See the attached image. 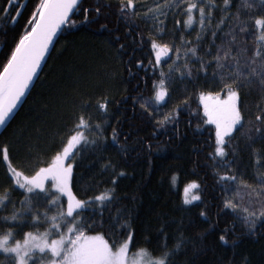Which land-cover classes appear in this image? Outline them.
<instances>
[{
  "label": "trees",
  "instance_id": "obj_1",
  "mask_svg": "<svg viewBox=\"0 0 264 264\" xmlns=\"http://www.w3.org/2000/svg\"><path fill=\"white\" fill-rule=\"evenodd\" d=\"M38 2L14 0L11 12H0V54L5 51V45L11 46L22 34ZM80 2L82 7L101 8L99 14L95 11L89 13L97 18L98 23H78L73 28L61 29L39 78L35 79L25 100L0 133V144L10 146L13 163L22 162L29 154L34 157L51 153L60 144L72 119L73 101L78 103L81 99L91 98L95 104L96 100L107 96L112 101L108 105L109 114L100 117L101 122L110 121L105 131L106 146L86 145L74 158L73 170L72 190L79 198L112 193L111 202H103L104 228L97 231L107 233L105 238L110 243L118 237V243L126 235L121 233L120 224L127 220L129 227L135 229V241L138 242L131 250L146 248L156 256H159V246L164 243V233L169 248L183 235L187 243L175 257L176 264H193V261L195 264H264V225L249 232L238 219L242 213H234L222 203L228 198L242 208L248 203V191L240 181L227 184L220 180L224 173L242 174L244 181L255 186V175L264 173V141L248 139L251 134L249 120L257 114L256 105L262 102L264 90L258 83L241 90L246 119L242 127L238 125L234 129L226 158L213 155L215 126L205 122L199 100L206 79H210L216 69L215 63L205 65L209 74L206 77L201 64L213 61L217 46H228L231 37L226 34L236 20L235 15L228 19L230 13H239L246 21V34L237 36V45L243 55L235 49L232 52L233 56L240 57L241 66L245 57L264 49L259 40L261 32L253 26L254 19L264 15L261 0H230L227 12L218 10L224 8V0H211L217 6L212 9L215 19L211 22L212 31H218L215 43L212 31L201 32L198 11L193 13L194 24L184 25L186 15L175 10L176 0H167L171 7L165 6L166 0H133L129 12L135 14H130L127 19L119 11L120 0ZM198 2L181 0L182 5ZM208 2L205 0V5ZM5 3L6 0H0V6ZM157 3L162 5L160 10L155 7ZM81 13L82 8L72 18L81 20ZM221 19L225 22L217 30L216 25ZM177 20L181 22L179 26ZM101 24L106 27L101 28ZM198 33L200 40H197ZM149 37L158 44L169 45V50L157 49L161 62L156 65L155 74L150 65V61H155V52L150 50ZM180 37L188 43L183 45ZM120 45L124 47L120 48ZM173 45L180 47L181 52L185 47H195L196 55H190L187 61L181 56L180 61L174 63L176 50ZM209 49L211 56L207 54ZM185 63L192 70L191 77L187 75ZM170 65L176 70L165 81L168 94L164 101L157 102L153 82L160 80L161 70L168 74ZM209 90L219 91L218 88ZM139 97L143 99H133ZM145 100L151 105L149 109L141 107ZM177 105H180L178 120L161 124ZM90 111L94 120L97 119L96 109ZM112 128L117 129L118 143L123 149L112 142ZM85 134L89 140L95 135ZM257 151L261 153L259 163ZM5 167L6 162L0 160V195L7 187ZM121 172L124 174L120 175ZM113 177H116L115 183ZM192 181H196L199 187L190 189L187 196L191 199L192 195H199L200 199L185 203L184 188ZM225 187L232 190L225 192ZM20 195V192L15 193L13 199L18 200ZM101 203L97 202L87 214L99 220ZM16 207L20 208V204L17 203ZM11 211L9 205L0 216L10 215ZM201 212L206 215L201 216ZM111 225L116 226V236L112 235ZM8 227L11 225L0 226V235H7L4 229ZM29 231L34 229H23L25 233ZM221 234L226 236L227 243L219 240ZM9 237L16 241L23 235L17 233L14 238ZM144 238H149L150 243H143ZM196 251L199 254L194 256ZM4 260L5 254L0 249V261Z\"/></svg>",
  "mask_w": 264,
  "mask_h": 264
},
{
  "label": "snow or ice",
  "instance_id": "obj_2",
  "mask_svg": "<svg viewBox=\"0 0 264 264\" xmlns=\"http://www.w3.org/2000/svg\"><path fill=\"white\" fill-rule=\"evenodd\" d=\"M13 2L14 0H6V3L0 6V12L6 14L11 12ZM261 3L264 6V0H261ZM165 6L171 7L167 4V0ZM230 6V0H224V8L218 10L227 12ZM155 7L160 10L162 5L157 3ZM81 8L82 19L79 21L73 19V15L81 12ZM132 8L133 0H127L126 3L125 0H120L119 11L126 19L130 14H135L129 12ZM214 8L217 6L211 3V0L207 5H205V0L183 5L181 0H176L175 4V10L182 11L186 15L183 21L185 26L194 24L193 13L198 11L201 32L212 31L211 22L215 19L212 11ZM16 11L18 15L19 9ZM91 11L99 14L101 8L82 7L80 0H39L35 5V10L31 12L22 34H19L18 39L11 46L5 45V51L0 54V126L8 122L34 77L39 78L38 69L41 68V62L46 59L45 54L50 51V46L54 47V37L58 30H61L62 26L66 29L73 28L78 23L89 25L98 23L97 18L89 14ZM233 15L236 16L235 23L230 25V32L226 34L231 37L227 41L228 46L224 44L217 46L213 61L201 64L203 75L206 77L209 74L205 65L210 66L211 63L216 65L210 79H206L204 89L199 92V100L203 107L205 122L215 126L213 155L220 158L227 157L226 149L229 148L234 129L238 125L242 127L246 119L242 110L244 102L241 98V90L254 83H258L259 87L264 90V49L256 51L253 56L245 57L243 66L240 64V57L232 54L235 49L243 55V50L237 45V36L246 34V21L240 18L239 13H230L228 19L230 20ZM12 19L15 20L16 17L13 16ZM224 22V19H221L217 23V30ZM180 23L179 20L176 21L177 26ZM253 26L259 28L261 32L259 40L264 45V15L256 17ZM100 27L104 28L106 25L101 24ZM217 34L218 31H212L213 43H215ZM180 39L183 45L188 43L183 37ZM200 39L198 33L197 40ZM149 40L150 50L155 52V61H150L153 74H155L156 65L161 62V54L157 49L169 50V45L158 44L151 37ZM175 50L174 63L179 62L181 56L187 61L190 55H196L195 47L191 49L185 47L183 52L180 47H175ZM207 54L212 55L210 49ZM137 63L143 66L142 62L137 61ZM185 67L187 75L191 77V68H188L187 63ZM175 70L170 65L168 74L163 70L160 71V80L153 82L155 101L165 100L168 94L165 81L167 76ZM200 74L198 71L197 76ZM183 75L184 73H181V76ZM213 88H218L219 91L209 90ZM221 93L224 95L222 96ZM133 99H143V97ZM111 102L107 96H104L102 100H96L95 104L91 98L81 99L78 103L73 101L72 119L66 126L60 144L51 153H44L43 156L36 154L34 157L29 154L22 162L13 163L10 146L7 143L0 144V160L6 162L4 175L7 184L3 194L0 195V212H5L9 205L12 206L10 215L0 216V226L11 225L4 229L7 235L0 240V249L5 254V260L0 261V264H5V262L6 264H176L175 257L184 250V245L187 243L183 235H180L173 247L169 248L167 234L164 233V243L159 246L158 258H152L148 252L141 249L139 255L145 259L130 261L128 253L138 242L135 241V229L129 227L127 220L120 224L121 233L126 235L118 243V237L110 243L109 239L105 238L107 233L97 231L98 228H104L103 202L110 203L112 193L109 192L106 195L99 193L94 197L85 196L81 199L72 190L74 158L77 154L82 152L88 144L93 147L106 146L108 138L105 136V131L110 126V121L105 119L101 122L100 117L109 114L108 105ZM150 106L148 100L141 104V107L145 109H149ZM256 106L258 112L253 119L249 120L251 134L248 139L264 141V97H262V102H258ZM92 108L96 109L97 119L95 120L90 111ZM179 109L180 105H177L176 110L166 115L164 121L160 123L178 120ZM86 132L95 133V135L89 140ZM118 137L117 129L112 128V142L123 149V145L118 143ZM148 148L151 150V145H148ZM260 154L257 151V163H259ZM225 166L227 167V163ZM123 174V172L120 173V175ZM254 179L257 181L255 186L244 181L242 174L224 173L220 176V180L227 184H236L240 181V184L248 191V203L242 208L232 199L225 198L222 203L224 208L231 209L234 213H242L238 219L249 232H255L258 225H264V173H257ZM115 180L116 177H113V183ZM198 187L196 181L185 186V203L200 199L199 195H192L191 199L187 196L190 189H198ZM231 190L230 187L224 188L225 192ZM17 192L21 195L18 200H15L13 197ZM97 202H102L99 220L87 214ZM17 203L20 204V208L16 207ZM200 215L205 216L206 213L201 212ZM25 227L32 228L34 231L25 233L23 232ZM41 228L44 229L43 232L40 231ZM111 228L112 235L116 236V226L111 225ZM160 231L163 233V228ZM17 233L24 236L23 242L16 241L14 245L6 246L8 237L14 238ZM219 240L227 243L224 234L219 236ZM143 243L149 244V238H144ZM198 254V251L194 252V256ZM193 264H195L194 261Z\"/></svg>",
  "mask_w": 264,
  "mask_h": 264
},
{
  "label": "rangeland",
  "instance_id": "obj_3",
  "mask_svg": "<svg viewBox=\"0 0 264 264\" xmlns=\"http://www.w3.org/2000/svg\"><path fill=\"white\" fill-rule=\"evenodd\" d=\"M53 190H55V189H53ZM41 232H43V231H41ZM4 236H6V235H0V240H2V238ZM23 239H24V236H23L22 239H18L16 241L23 242ZM16 241H14V240L11 241L10 237H8V243L6 244V246H12V245H14L16 243ZM141 249H144L146 252H148L151 255L152 258H158V256L150 253L146 248H138L137 250H131L130 249V251L128 253L129 260L130 261L131 260L143 261L145 259V257H142V256L139 255Z\"/></svg>",
  "mask_w": 264,
  "mask_h": 264
},
{
  "label": "water",
  "instance_id": "obj_4",
  "mask_svg": "<svg viewBox=\"0 0 264 264\" xmlns=\"http://www.w3.org/2000/svg\"><path fill=\"white\" fill-rule=\"evenodd\" d=\"M80 1H81V0H80ZM63 27H64V26H62V28H63ZM62 28H61V29H62ZM60 31H61V30H58L57 35L54 37V41L56 40V38H57V36L59 35ZM51 48H52V46H50V50H51ZM49 52H50V51H49ZM49 52L45 54L46 57H47V55L49 54ZM45 60H46V59H45ZM45 60L41 62V68H42V66H43V64H44V62H45ZM41 68L38 69V72H40ZM35 79H36V78L34 77V80H33L32 84H30L29 89L26 90V92H25V96L22 97V98H21V101L18 102L17 107H16V109H14V111H13V113L11 114V117L9 118L8 122H7L5 125L0 126V133H1L2 130L5 128V126L10 122V120L12 119V117L14 116V114L17 112V110L19 109V107L21 106V104L23 103V101L25 100V98H26L27 94L29 93V91H30V89H31V87H32V85H33Z\"/></svg>",
  "mask_w": 264,
  "mask_h": 264
}]
</instances>
